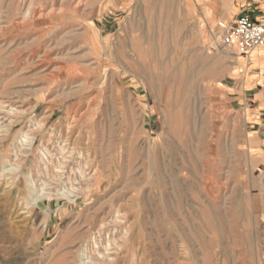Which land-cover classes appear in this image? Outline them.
Returning a JSON list of instances; mask_svg holds the SVG:
<instances>
[{"label": "rangeland", "instance_id": "obj_1", "mask_svg": "<svg viewBox=\"0 0 264 264\" xmlns=\"http://www.w3.org/2000/svg\"><path fill=\"white\" fill-rule=\"evenodd\" d=\"M214 3L0 0V264H264L255 66L207 52Z\"/></svg>", "mask_w": 264, "mask_h": 264}, {"label": "crops", "instance_id": "obj_2", "mask_svg": "<svg viewBox=\"0 0 264 264\" xmlns=\"http://www.w3.org/2000/svg\"><path fill=\"white\" fill-rule=\"evenodd\" d=\"M213 7L214 12L221 18L220 20H225L223 17L233 19L240 15H248L253 21L264 24V0H215ZM237 57L240 56L232 57L231 59L233 60ZM245 63L248 67L255 66L249 70V75L255 77L252 81L254 85L252 87L249 86L248 90H245L247 93L250 92L246 97V101L250 103V99H254L253 110L257 104L255 107L257 111L252 110L250 113L252 120L246 121L247 138L249 134L252 135L251 140L248 138L250 155L253 153L264 160V144L256 139L258 131L264 128V112L261 110L264 107V93L262 92L264 85L259 86L260 79L264 75L262 73V69H264V46L252 54L250 62L246 61Z\"/></svg>", "mask_w": 264, "mask_h": 264}, {"label": "built area", "instance_id": "obj_3", "mask_svg": "<svg viewBox=\"0 0 264 264\" xmlns=\"http://www.w3.org/2000/svg\"><path fill=\"white\" fill-rule=\"evenodd\" d=\"M205 47L215 55L240 56L250 62L252 54L264 46V24L253 21L248 15L218 20L206 32Z\"/></svg>", "mask_w": 264, "mask_h": 264}, {"label": "bare ground", "instance_id": "obj_4", "mask_svg": "<svg viewBox=\"0 0 264 264\" xmlns=\"http://www.w3.org/2000/svg\"><path fill=\"white\" fill-rule=\"evenodd\" d=\"M78 5V4H77ZM43 9V8H42ZM28 11V10H27ZM228 20H230V18L229 19H227L226 21H228ZM25 24V23H24ZM3 31V30H2ZM222 56V58H225V59H231L230 58V56L229 55H221ZM238 58H241V59H243L245 62H246V59L245 58H242V57H238ZM39 63V62H38ZM27 136L28 135H23L22 136V140L20 141V144H19V146L21 145V147H24V146H27L28 145V138H27ZM21 152V151H20ZM80 174H81V172H80ZM80 176H83L82 174L80 175ZM83 178V177H82ZM71 194H73L72 192H70ZM113 229V228H112ZM108 239V238H107ZM108 241H109V239H108ZM109 243V242H108ZM88 244V243H87ZM96 244V243H95ZM89 245V244H88ZM108 245H110V244H108ZM101 247V246H100ZM135 256V255H134Z\"/></svg>", "mask_w": 264, "mask_h": 264}]
</instances>
